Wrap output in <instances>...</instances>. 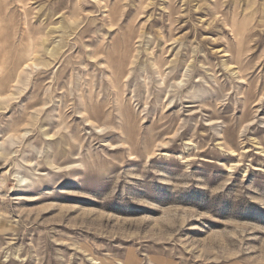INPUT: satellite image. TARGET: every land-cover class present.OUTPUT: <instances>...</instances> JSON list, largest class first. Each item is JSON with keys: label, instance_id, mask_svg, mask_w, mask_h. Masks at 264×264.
I'll return each instance as SVG.
<instances>
[{"label": "rangeland", "instance_id": "obj_1", "mask_svg": "<svg viewBox=\"0 0 264 264\" xmlns=\"http://www.w3.org/2000/svg\"><path fill=\"white\" fill-rule=\"evenodd\" d=\"M0 76V264H264V0H0Z\"/></svg>", "mask_w": 264, "mask_h": 264}, {"label": "bare ground", "instance_id": "obj_2", "mask_svg": "<svg viewBox=\"0 0 264 264\" xmlns=\"http://www.w3.org/2000/svg\"><path fill=\"white\" fill-rule=\"evenodd\" d=\"M27 1V0H26ZM20 2V1H19ZM23 2V1H22ZM24 4H26V3H24ZM24 8V7H23ZM4 12V11H3ZM5 30V29H4ZM7 30V29H6ZM3 32V31H2ZM6 38V37H5ZM3 39V38H2ZM27 42V41H26ZM50 43V42H49ZM62 43V42H61ZM57 44V43H56ZM38 46V45H37ZM57 47V46H56ZM55 47V48H56ZM62 47V46H61ZM59 48V47H58ZM63 50V49H62ZM60 52V51H59ZM46 53V52H45ZM50 55V54H49ZM56 56V55H55ZM132 57V56H131ZM51 58H53V57H51ZM108 59V58H107ZM49 60V59H48ZM109 62H110V60H109ZM35 63V62H34ZM50 63V62H49ZM51 64V63H50ZM6 66V65H5ZM112 66V65H111ZM40 67V66H39ZM113 68V67H112ZM119 69V68H118ZM115 70V69H114ZM119 72V71H118ZM2 73H4V72H2ZM113 73V72H112ZM117 74V73H116ZM122 75H123V73H122ZM127 75V74H126ZM129 75V74H128ZM124 76V75H123ZM1 77V76H0ZM1 81V80H0ZM122 82V81H121ZM164 84V83H163ZM114 86V85H113ZM164 86V85H163ZM130 103V102H129ZM97 111V110H96ZM97 113V112H96ZM100 113V112H99ZM98 113V114H99ZM92 114V113H91ZM102 114H103V112H102ZM97 115V114H96Z\"/></svg>", "mask_w": 264, "mask_h": 264}]
</instances>
